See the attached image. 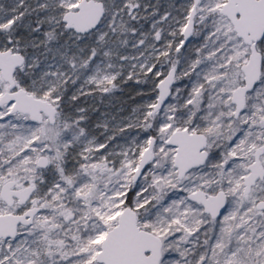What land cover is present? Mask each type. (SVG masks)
Instances as JSON below:
<instances>
[{"label": "rangeland", "instance_id": "rangeland-1", "mask_svg": "<svg viewBox=\"0 0 264 264\" xmlns=\"http://www.w3.org/2000/svg\"><path fill=\"white\" fill-rule=\"evenodd\" d=\"M54 1L64 13L79 0ZM103 1L104 16L87 33L99 56H91L88 70L74 86L82 95L79 102L60 108L55 92L58 80L80 67L72 60L68 70L61 67L71 59L66 53L48 62L50 94L42 97L56 105L54 121L44 114L37 122L28 112L11 111L10 102L0 104V189L8 178L16 179L17 189L37 184L23 203L9 205L0 194V213L41 207L31 224L19 225L17 235L0 237V264H104L96 260L97 251L127 204L137 211L139 226L174 248L171 255L176 258L168 264H264V211L256 206L264 198V178L250 192L243 191L255 150L264 148V37L258 43L263 52L261 77L235 116L231 94L244 81L241 65L251 51L221 12L225 0L198 3L194 29L184 44L192 2L187 11L175 13L172 0L165 5L160 0ZM26 3L10 0L11 9L6 10L0 2L1 49L19 50L6 30L18 14L7 13ZM170 67L176 68L173 91L152 120H146L158 91L146 90L134 98L122 86L145 72L157 84ZM126 88L131 89L129 83ZM7 89L9 83L0 73V96ZM69 113L80 119L95 114V119H69ZM147 127L155 133H146ZM179 127L203 131L209 149L207 161L180 180L172 166L175 147L165 141ZM152 136V159L134 181ZM41 154L49 157L47 166L38 165ZM260 158L264 165V151ZM191 181L208 191H227L223 215L212 220L203 204L188 199ZM177 232L182 239L173 241L169 236Z\"/></svg>", "mask_w": 264, "mask_h": 264}, {"label": "water", "instance_id": "water-1", "mask_svg": "<svg viewBox=\"0 0 264 264\" xmlns=\"http://www.w3.org/2000/svg\"><path fill=\"white\" fill-rule=\"evenodd\" d=\"M201 0H193L187 23L184 26V38L181 43L188 41L194 29L196 6ZM221 12L233 22V27L243 40L250 45V54L241 68L245 73L243 83L232 91V100L236 108L234 115L238 116L245 107L247 92L251 90L261 77L263 65V52L258 48L260 39L264 37V0H225L220 7ZM106 5L103 0H79L73 8L66 9L62 14L65 27L72 28L75 32L88 33L101 22ZM25 64V55L11 48L0 49V73L2 79L9 83V89L0 96V104L10 102L11 111L29 113L35 121H41L44 114L55 120L57 107L49 99L35 95L24 87L18 86L16 70ZM176 68L170 67L157 82L158 94L151 113L160 110L173 91ZM166 143L176 147L174 156L175 165L178 167L179 177H184L192 167L205 163L208 157L207 135L203 131L179 127L173 130L165 139ZM154 137L142 151L139 164L134 170L133 180L137 181L150 164L153 152ZM262 148H257L254 160L249 164L250 171L244 176V192H250L252 186L264 177V166L260 158ZM49 157L41 154L38 165L47 166ZM0 189L1 197L9 205L16 201L26 202L34 192L37 184L30 183L17 189L14 187L16 179L8 178ZM189 199L203 204L204 210L212 217L220 216L228 206L227 191L219 189L216 193L207 192L205 189L192 190ZM257 207L264 210V198L257 200ZM40 206H31L21 213H0V237L9 238L17 235L21 223L31 224L34 215L40 211ZM162 237L138 225L137 211L129 204L118 214L117 224L108 229L102 238L101 248L97 251L96 260L104 264H160L162 260Z\"/></svg>", "mask_w": 264, "mask_h": 264}, {"label": "trees", "instance_id": "trees-1", "mask_svg": "<svg viewBox=\"0 0 264 264\" xmlns=\"http://www.w3.org/2000/svg\"><path fill=\"white\" fill-rule=\"evenodd\" d=\"M27 1L29 2L28 4H22L7 13L8 15L18 14V16L12 18L13 21L6 30L11 39L16 42L15 48H19L25 55V64L16 70V81L20 85H23L25 89L32 91L36 96H48L50 94L46 93V79L49 75L48 62H55L66 53H71V59L67 57V61L61 67L68 70L72 65H68L67 63L69 60H72V62L74 61V63L80 65L79 70L74 71V73H70L69 71L65 77L58 80V84L55 86V92L60 94L58 101L60 104L59 107L62 108L65 106L67 108L69 104L79 102L82 97V95H78L74 90V86L82 78L85 71L88 70L92 62L91 56H99L98 47H95L94 39L91 35L75 32L72 28L65 27L62 19L63 13L56 7V1ZM182 1L179 4L178 0H172L173 12L183 13L188 10L191 2L193 3L192 0ZM0 2L2 5L1 8L6 10L11 9L10 0H0ZM159 2L165 5L168 1L160 0ZM46 14H50L51 17H46ZM164 61L166 62L165 58ZM150 76V73L145 72L139 77H133V80L131 79L129 82H125L126 86L128 83L130 84L131 89H127L126 86H122V89L126 93L134 94V98L141 93L144 94L146 90L153 94L158 91V87H156L155 83L153 84L148 80V78H151ZM99 92L98 101L102 104L105 102V92L103 93L102 90ZM91 110L96 111L97 109L91 108ZM156 113H151L150 110L145 117L146 120H152ZM68 117L69 119L77 118V120L92 123V120L95 119V114L88 113L80 119L81 116L78 114L69 113ZM137 126L140 129L143 128L140 124ZM146 133L154 134L155 132L150 127H147Z\"/></svg>", "mask_w": 264, "mask_h": 264}, {"label": "built area", "instance_id": "built-area-1", "mask_svg": "<svg viewBox=\"0 0 264 264\" xmlns=\"http://www.w3.org/2000/svg\"><path fill=\"white\" fill-rule=\"evenodd\" d=\"M173 157H174V154H173ZM172 166H173V172H175V177L177 178V179H179V177H178V170H177V167L175 166V164L173 163L172 164ZM191 171V170H190ZM190 173V172H189ZM180 180V179H179ZM196 187H199V185H198V182L197 181H191V183L189 184V187H187L186 188V190H187V193L189 192V191H191V190H194ZM165 248H167V250L165 251V253H164V255L162 256V258H164V259H166L167 261H166V263L165 264H168V262H170V260L168 261V259H175L176 257H175V253H172V255H171V251L174 249L173 247L171 248V249H169V247L168 246H166L165 245ZM171 257V258H170Z\"/></svg>", "mask_w": 264, "mask_h": 264}, {"label": "flooded vegetation", "instance_id": "flooded-vegetation-1", "mask_svg": "<svg viewBox=\"0 0 264 264\" xmlns=\"http://www.w3.org/2000/svg\"><path fill=\"white\" fill-rule=\"evenodd\" d=\"M106 5V4H105ZM1 49V48H0ZM16 50V49H15ZM18 51H20V50H18ZM156 87H157V84H156ZM159 111V110H158ZM157 112V111H156ZM176 148V147H175ZM206 149H207V147H206ZM263 149V151H264V148H262ZM208 152H209V149H208ZM263 153V152H262ZM261 153V154H262ZM261 154H260V156H261ZM209 155V154H208ZM208 158V157H207ZM204 164V163H203ZM203 164H201L200 166H196V167H192L191 169L193 170V169H197V168H200ZM264 166V165H263ZM264 178V177H263ZM196 189H202V188H200V187H196L194 190H196ZM204 189V188H203ZM206 190V189H205ZM219 189H217V190H212V191H208V190H206L207 192H210V193H216L217 191H218ZM251 190V189H250ZM227 199H228V193H227ZM258 202V201H257ZM256 206H257V203H256ZM227 208V207H226ZM259 208V207H258ZM259 209H261V208H259ZM263 210V209H262ZM264 211V210H263ZM209 214V213H208ZM224 214V213H223ZM222 214V215H223ZM210 216H211V214H210ZM221 216V215H220ZM220 216H216V217H212L211 216V218H212V220L214 219V218H218V217H220ZM158 235V234H157ZM169 237H171V238H173V241H174V238L175 239H182V236H181V234L180 233H175V235L174 234H172V235H170ZM164 242V243H163ZM166 242L164 241V238H162V252H163V249L165 248V246L164 245H166L165 244ZM175 243L178 245L179 244V241H175ZM164 247V248H163ZM163 255V254H162ZM162 258V257H161ZM163 259V258H162Z\"/></svg>", "mask_w": 264, "mask_h": 264}]
</instances>
